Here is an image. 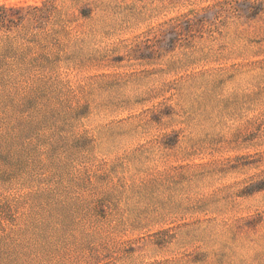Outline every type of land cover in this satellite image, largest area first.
I'll list each match as a JSON object with an SVG mask.
<instances>
[{"label": "rangeland", "instance_id": "374dc122", "mask_svg": "<svg viewBox=\"0 0 264 264\" xmlns=\"http://www.w3.org/2000/svg\"><path fill=\"white\" fill-rule=\"evenodd\" d=\"M219 1L0 0L48 16L0 27V264H264V0Z\"/></svg>", "mask_w": 264, "mask_h": 264}, {"label": "trees", "instance_id": "16d2710c", "mask_svg": "<svg viewBox=\"0 0 264 264\" xmlns=\"http://www.w3.org/2000/svg\"><path fill=\"white\" fill-rule=\"evenodd\" d=\"M244 3L248 5L249 10L254 9V11L252 12L254 16H256L261 11V8L259 7L260 5L259 2H257L256 8H254L255 4L253 5L250 0H246ZM237 7L238 6L234 0L233 1L221 0L216 5L215 10H217V12L220 11L228 12L235 10L237 11L240 9V8L237 9ZM27 8H29L30 11L24 13L23 12L24 7H19V8L9 7L6 4H0V27L11 29L13 26L23 22H27L32 25L37 24L41 27L44 26V22L48 17L47 14L45 13L46 2H44L43 5H32V6H28ZM14 15H17L16 19ZM195 18L196 17L188 18V22L189 23L196 22ZM11 63L13 62L7 61V59L4 56L0 57V68L5 67L7 65L9 66V64ZM1 81L3 82L4 80L1 79Z\"/></svg>", "mask_w": 264, "mask_h": 264}]
</instances>
